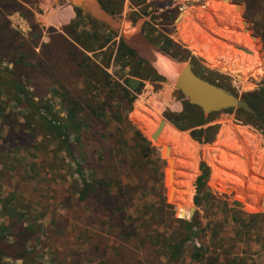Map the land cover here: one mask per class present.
Masks as SVG:
<instances>
[{"label":"rangeland","instance_id":"obj_1","mask_svg":"<svg viewBox=\"0 0 264 264\" xmlns=\"http://www.w3.org/2000/svg\"><path fill=\"white\" fill-rule=\"evenodd\" d=\"M0 1L9 8L3 9L0 18V82L10 80L6 69L21 74L12 62L22 51L2 52V48L24 44L31 50L36 47L38 56L25 57L27 63L35 65L34 70L25 68L29 72L38 69L39 61L46 64L47 59L56 60L54 75L43 74L55 82L56 95L43 97L50 90V82L39 93L24 78L20 85L34 101L40 100V94L44 102L50 101L59 124L71 128L68 139L74 148L72 158L35 123L24 128L16 147H28L26 136L40 142L35 145L40 157L36 151H17L25 161L18 168L43 192L48 218L58 225L53 235L58 243H64L69 264H116L118 256L129 264H151L152 260L153 264H264V124L259 126L234 110L203 116V126L179 130L169 119L183 115L188 104L174 87L175 74L168 76L157 68L160 60L178 64L180 71L190 63L199 76L240 98L258 93L264 89V0H123L120 14L114 15L117 25L105 28L80 10L77 25L45 26L56 0H30L31 4ZM149 3L155 6L149 7ZM236 5L240 9L236 10ZM68 17L64 14L61 19ZM132 33L148 41L162 36L153 48L159 52L164 39L169 38L182 53L177 54V60L147 47L138 53L121 40V36L128 38ZM58 34L71 43L77 39L84 48L94 49V54H86L90 62L84 61L77 68L59 61L58 55L66 53ZM121 42L136 52L143 61L141 65L126 61L122 53L116 55ZM194 47L197 54L191 50ZM135 73L143 77L138 78L142 85L131 93L126 79ZM5 88L0 86V103L4 113L10 111L11 116L5 122L0 120V138L6 136L7 141L11 133H20L27 108L19 105L20 99L14 100V88L8 87L10 98L5 96ZM125 94L129 100L123 98ZM70 98L78 102L77 106L71 101L72 117L65 102ZM91 110L93 115L89 114ZM261 112L264 117V102ZM160 120L166 124L153 141L150 136ZM211 126L219 130L209 144H199L192 138L193 132ZM166 146L173 161L175 189L170 199ZM36 157L48 162L45 168L30 162ZM72 159L85 169L79 173ZM202 163L208 167V177L197 194L195 182ZM84 178L88 183L96 182L99 188L91 198L81 201ZM34 213L38 217L40 210ZM27 217L26 213L23 219ZM187 225L191 226L190 240H185ZM180 242L182 253L177 262H172L165 255L172 253L168 246ZM51 244L38 247V254L44 251L45 258L37 264L50 263L46 254H52L49 248L55 249ZM195 249L199 250L198 259L192 261ZM54 253L60 263L67 260L56 250ZM155 256L160 262L158 257L153 259Z\"/></svg>","mask_w":264,"mask_h":264},{"label":"trees","instance_id":"obj_2","mask_svg":"<svg viewBox=\"0 0 264 264\" xmlns=\"http://www.w3.org/2000/svg\"><path fill=\"white\" fill-rule=\"evenodd\" d=\"M21 3L24 4H31L30 0H18ZM123 0H97L98 4L101 6V8L106 11L108 14L110 15H118L121 12V4H122ZM140 1H144V0H140ZM6 2H12L13 4H18L16 2V0H6ZM5 2H1L0 1V18L2 16V11L4 9V11L8 8V6H6L4 4ZM9 9V8H8ZM153 30V29H152ZM41 31V30H40ZM5 32V29H4ZM41 37V36H40ZM39 37V38H40ZM91 37V36H90ZM163 38L162 36H159L157 38L151 39L150 41L155 43L156 45H159V38ZM58 39L60 40V42H62L65 45V53L66 55H58L59 61H61L62 63H69L70 66L69 67H80L83 62H90V58L88 56H86V53H94L95 50L94 49H87L84 48L83 46H81V44L79 43V41L73 40L75 42V44L72 42H69L66 38H64L62 35L58 34ZM92 39V37L90 38ZM159 39V41H158ZM11 41H14L13 39H10ZM106 42V39H104ZM3 44V40H1V42ZM39 44L36 43L35 46H37ZM53 44V43H52ZM51 44V46H52ZM106 44V43H105ZM42 47H45L43 45H41ZM49 46V47H51ZM21 47H23L21 49ZM81 49H80V48ZM35 48H33V50H31L27 44L18 46L17 48L15 46H9V48H2V52H5V50L9 51H22V55L17 57L12 64L15 67H18L20 69L21 74H16L13 71L10 70H5L6 73L8 74V81L5 82H0V86L1 87H6L5 88V96H7L8 98L12 97V95L10 93H8V87L10 88V86L12 88H14V92L17 93V95H14V100H18L20 99L19 105L20 106H24L25 108H27V112L24 113L25 118L23 119V124L21 127V131L18 134V132L16 133H11V137L8 139L11 143L18 142L19 140L21 141V136L23 135L24 132V128L29 129L31 127L32 123H35L36 125H39L40 129H44L47 130V132L53 137L54 141L59 145V148H61V151H64L67 154V157L70 159L72 158L73 152H74V148L73 145L69 142L68 139V134L71 133V128L66 125V124H59L58 120H57V116L55 114H53L52 112V108H51V104L48 102H44L43 101V97L41 98L40 96V100H38V102H35L33 98H31V94H29L26 89L20 85L21 79L24 78L25 80H27V82H29L31 84L32 89H34L37 92H40L39 90L45 86H47L50 83H53V85L55 82H53V80H48L47 76H43V74H45L47 72V74L49 76L54 75L52 66H53V61H56L54 59H47L49 62L46 64H43V62L39 61L38 64L36 65L38 67V69L33 72V71H28L26 69H31L34 70V64H30L27 63L25 57L26 56H38V54L35 51ZM105 48V47H103ZM103 48H101L100 50H102ZM160 52L164 53V55H166L167 57H169L172 60H177L176 56L178 53H182V50L180 48L179 45L173 43L169 38H165L164 39V46H162L160 49ZM58 52L62 53V49H60ZM60 53V54H61ZM123 54L125 56V60L126 61H130V60H134L136 62H138L139 65H141V63L143 61L141 60H137L134 52L130 49H128L122 42L119 43L118 46V50L116 55L119 54ZM183 53H185V51H183ZM112 54L110 55L111 58ZM122 57V56H121ZM110 60V59H109ZM58 61V60H57ZM58 61V62H59ZM62 66V65H61ZM42 67H43V71H45L44 73H42ZM26 68V69H25ZM96 69H98V67L95 66ZM40 69V70H39ZM24 76V77H23ZM107 76V75H106ZM135 78H140L142 79L143 77L138 74H134L132 75ZM10 94V95H9ZM37 98V97H35ZM123 98L125 100H129V97L127 94L123 95ZM74 98H70V99H66V104L68 105L67 108L68 110V115L69 117H72L74 115V110L72 108H70L71 105V101H73V104H76L78 106V102L77 99L71 100ZM246 99L248 100V102L253 106V108L256 110L259 119L256 120L254 118H252L251 116H248L247 114L241 112V111H236L238 115L243 116L246 119H249L250 121H255V123H257V125L262 126V124H264V117L262 115L261 112V107H262V103L264 102V89H262L261 91H259L256 94L253 95H249L248 97H246ZM80 107V106H79ZM4 106L0 103V120L1 122H5L6 117L9 115L11 116V112H6L7 114L4 113ZM81 111H83L82 108H80ZM43 113H42V111ZM93 110L89 111V114L93 115ZM23 114V113H22ZM212 115H216V114H212ZM212 115H210L209 117H211ZM203 116L200 113L199 110H197L194 107H191L189 105H185V110H184V114L175 118H170V122H172L174 124V126L176 128H178L181 131H186L192 128H196V127H201L203 126L206 122L202 120ZM210 119V118H208ZM194 120H197L195 123L192 122ZM77 128V127H74ZM219 127L218 126H211L208 127L206 129H200L197 130L195 132L192 133V138L198 142L199 144H209L210 142H212L214 136H216V134L218 133ZM101 133V132H100ZM100 133H99V137H100ZM262 134L264 135V126L262 128ZM28 135H31L28 133ZM202 135H205L204 138H202ZM19 139V140H18ZM37 138H34L33 136L31 137H27L26 136V140H27V145L26 146H31L32 143L36 140ZM99 139V138H98ZM54 142V143H55ZM25 145H23L24 148ZM27 147V148H28ZM14 148H16L14 146ZM72 163H74L77 168H78V172L80 173L81 171H83L85 168H83L82 164H79L78 162H76L74 159H72ZM85 165V164H84ZM200 172L201 175L197 177L196 182H195V186H196V193L199 194L201 193L203 187L205 186L207 177H208V167L205 166L203 163L200 165ZM82 185H83V189L80 190L79 192V196H80V200L83 201L85 197H90L91 198V194L95 191H97V189L99 188V185L95 183H88V181H86V179H82ZM97 185V186H96ZM194 203H198V198L195 197L194 198ZM15 221H10L8 222L7 226H4L5 231L4 232H8V234L5 236L6 238H1L0 237V241H1V245L0 247L2 248V250H4V252L8 253L11 255V257L15 258V259H23L26 260V258L29 256L27 249H26V245L28 243H35V240H37L38 238H35V235L39 232V228L32 222L29 221L28 217L25 220L24 225L23 223L19 224V226H17L15 223ZM187 231L188 234L185 237V240H190L193 236H192V232H191V226L187 225ZM54 233V229L49 230V236L53 235ZM7 237H10V243H7L6 239ZM35 238V239H34ZM182 246H183V242L177 243L173 246H168V249L172 250V253H169L167 255V253L165 254L166 257L174 262L176 261V259H178V257L181 255L182 253ZM198 254H199V250L195 249L194 253L192 254V256L190 257V259L192 261H196V259H198ZM156 257L159 258V262H160V257L159 256H155L153 259H156ZM118 261L116 264H129L130 262H128L125 258H123L122 256H118ZM155 262V260H152L153 264ZM177 262V261H176ZM158 263V262H157Z\"/></svg>","mask_w":264,"mask_h":264},{"label":"crops","instance_id":"obj_3","mask_svg":"<svg viewBox=\"0 0 264 264\" xmlns=\"http://www.w3.org/2000/svg\"><path fill=\"white\" fill-rule=\"evenodd\" d=\"M56 2H57L56 5H54L52 9L53 12L50 14V17L45 20L46 22H44L45 26L50 25L52 27H55V25L58 26L77 25L76 19L80 18V16H78L77 13V11L79 10H76L75 8L70 6V3L68 2H59L58 0H56ZM64 14L66 16L69 15L67 20L61 19ZM102 26L103 28L106 27L104 25ZM88 29L91 30L92 27L90 26ZM54 87L55 85H53L52 83L50 90H48L50 92L47 91L43 97H51V95H56L55 94L56 90ZM35 100H37V98H35ZM39 143L40 142L38 141L37 138L28 148L21 147L20 149H17L16 144H18V142H15L14 144L11 143L9 140L6 141V136L5 139L0 138V209H1L0 237L6 238L5 236L8 234V232H4L5 231L4 226L5 225L10 226L8 225V222L14 220L15 221L14 223L17 226H19V224L21 223L24 224L25 219H23V217L26 213L30 216L28 217L29 221H32L40 229L39 232L35 235V238H38L37 240H35V243L32 242L26 245V249L29 255L26 258V260L15 259L11 257L10 254L4 252V250H2V248L0 247V264H2L3 261L9 262V264H37L39 260H43V258H45L44 251L42 252L43 254L41 256L38 254V247L41 248V246L44 247L47 245L52 246L51 243L55 245L54 246L55 249L49 248L52 254H46V256L48 255L50 262L48 263L69 264L70 255L69 253H66L65 250L63 249L64 243H58L54 235L49 236V230L57 228L58 225L55 219L48 218L50 216L47 215L48 213L46 212L47 206L45 204V201H43L45 200V196L43 192L40 190V187L37 189L34 187L36 181L30 179L27 180V176H25L24 171L21 170L22 168H18L21 161L25 162L18 157L19 152L21 151L22 153L26 152V154H30L33 151H36L35 145H39ZM6 145L7 148L9 147L8 149L6 148ZM14 146L16 148H14ZM36 156L40 157L37 151H36ZM10 157H13V159L12 158L10 159ZM38 157L30 160V162L31 163L33 162V165L36 167L45 168L43 166H45V164H47L48 162L44 161V159L38 161ZM8 161H12V163L6 164V162ZM39 171L41 170L39 169ZM52 187H55V185L52 184L51 189H53ZM7 193H10L11 196L17 195L16 199L14 200L12 199L11 201V199H9L10 195L8 197ZM53 193H57V192H53ZM56 195L58 194H54V198H57L55 197ZM20 197H23V199L21 200ZM3 198L5 199L7 198V199L1 201V199ZM38 209L40 210V215L36 217L34 210H38ZM1 241H0V245H1ZM6 241L7 243H10L11 241L10 237H7ZM44 243H46V245ZM53 250L57 251L58 256L66 257L67 260H64L62 263H60L56 256V253L53 254ZM73 264H75V261H73Z\"/></svg>","mask_w":264,"mask_h":264},{"label":"water","instance_id":"obj_4","mask_svg":"<svg viewBox=\"0 0 264 264\" xmlns=\"http://www.w3.org/2000/svg\"><path fill=\"white\" fill-rule=\"evenodd\" d=\"M59 2H68L76 10L82 11L87 17L92 20H96L95 17L91 16L90 12L94 11L93 6L97 9V17L100 20L99 23L106 27H115L117 21H115V16L108 14L104 11L101 6L92 2L91 0H58ZM226 1V0H224ZM240 9V5H236V10ZM98 22V21H97ZM243 26H247V22H242ZM246 31V29H245ZM253 39H255L253 37ZM121 40L129 47L136 49L138 53L142 52V47H147L156 53L159 51L153 49L152 45L143 38L140 34H133L131 36L125 37L121 36ZM162 54V53H160ZM162 56L167 57L162 54ZM171 60V59H170ZM142 85V81L138 78L128 77L126 79V86L129 88L131 93L137 92L139 87ZM174 87L178 93L186 100V103L196 108L200 111L202 116H209L212 114H219L225 111H241L248 116L258 120L259 116L253 106L248 102L246 98H240L236 96L231 91L218 86L217 84L211 83L210 81L199 76L193 69L190 63H185L181 71L179 72L175 82ZM166 124L165 120H160L156 129L151 134L150 138L154 141L162 132L164 125ZM170 156V147L166 146L165 148V157L168 158V174L167 181L170 186V192L168 199L171 198L174 186L173 182V161L169 158ZM194 209L189 210V216L192 217ZM180 216H183V212L180 213Z\"/></svg>","mask_w":264,"mask_h":264},{"label":"bare ground","instance_id":"obj_5","mask_svg":"<svg viewBox=\"0 0 264 264\" xmlns=\"http://www.w3.org/2000/svg\"><path fill=\"white\" fill-rule=\"evenodd\" d=\"M92 1V0H91ZM71 6V5H70ZM93 8H94V11L93 12H90L92 15L91 16H93V17H95V19H96V21H98V22H100V20H98V17H97V9H95V6H93ZM96 10V11H95ZM126 31V30H125ZM123 32V31H122ZM123 33H125V32H123ZM133 34V33H132ZM125 35V34H124ZM126 36V35H125ZM192 51H194V54H197L196 52H198V49L197 48H192L191 49ZM196 51V52H195ZM170 63H166V62H164V61H162V60H160L159 61V63H157V65H158V67L157 68H159V70H161L163 73H165V74H167L168 73V76L169 75H173V74H175V80H176V78H177V76H178V74H179V72H180V68H179V66H178V64H176V63H174V62H171V61H169Z\"/></svg>","mask_w":264,"mask_h":264},{"label":"flooded vegetation","instance_id":"obj_6","mask_svg":"<svg viewBox=\"0 0 264 264\" xmlns=\"http://www.w3.org/2000/svg\"><path fill=\"white\" fill-rule=\"evenodd\" d=\"M150 6H155V4H150V3H149V7H150ZM168 9H169V8H168ZM169 11H170V10H169ZM168 13L170 14V12H168ZM166 18H167V17H166ZM143 32H144V31H143ZM144 35L146 36V33H145V32H144ZM145 39H147V38H145ZM147 41H148V40H147ZM148 42L152 45L153 48H155V47L158 46V45H156L155 43L151 42L150 40H149ZM132 51H133V50H132ZM134 52H135V51H134ZM135 53H136V52H135ZM136 58H137V60L140 59L138 56H137ZM140 60H141V59H140Z\"/></svg>","mask_w":264,"mask_h":264}]
</instances>
